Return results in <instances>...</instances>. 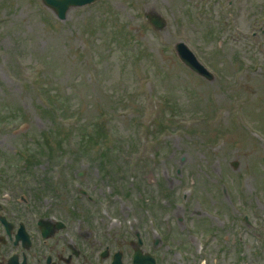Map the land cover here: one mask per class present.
<instances>
[{
	"label": "rangeland",
	"instance_id": "374dc122",
	"mask_svg": "<svg viewBox=\"0 0 264 264\" xmlns=\"http://www.w3.org/2000/svg\"><path fill=\"white\" fill-rule=\"evenodd\" d=\"M259 15L264 0H99L60 20L41 0H0V173L17 181L5 189L57 195L61 213L112 196L117 214L124 203L135 224L149 222L163 264H264ZM179 41L212 79L180 61ZM48 90L77 116L56 121L42 104ZM96 116L109 139L96 130L100 147L65 154L70 134L81 140L71 124ZM158 236L166 243L156 248Z\"/></svg>",
	"mask_w": 264,
	"mask_h": 264
},
{
	"label": "flooded vegetation",
	"instance_id": "af4514ba",
	"mask_svg": "<svg viewBox=\"0 0 264 264\" xmlns=\"http://www.w3.org/2000/svg\"><path fill=\"white\" fill-rule=\"evenodd\" d=\"M230 1L236 6V0ZM75 175L82 177L83 173L76 171ZM2 177L0 173V264H137L152 252L148 221L135 224L130 206L124 203L117 214L112 196L104 198V208L86 205L61 213L57 195L40 192L32 197L22 190L7 194L5 187L17 181ZM78 193L94 203L87 190ZM124 211L128 212L125 216ZM256 215L261 217L259 207ZM161 244L165 245V237H155L154 247ZM156 259L163 264L161 257Z\"/></svg>",
	"mask_w": 264,
	"mask_h": 264
},
{
	"label": "trees",
	"instance_id": "16d2710c",
	"mask_svg": "<svg viewBox=\"0 0 264 264\" xmlns=\"http://www.w3.org/2000/svg\"><path fill=\"white\" fill-rule=\"evenodd\" d=\"M116 37L118 38L117 41L120 44H124L123 41H121L118 36V34H116ZM126 46V44H125ZM124 51L127 54V58H131L133 59V56H131V51L129 52L128 50H126V47L124 49ZM140 61L139 58L135 59V62ZM42 80H39V82L37 83V86L39 88V85L41 83ZM40 90V88H39ZM51 90L45 91V99H44V103L42 102L43 106L46 108V110L51 111L52 113L58 115V116H54V118L56 119V121L58 119H62V120H66V119H72L75 116H77V114H72V115H66L65 111L66 107L61 103L60 101V97L58 94L55 93V95L51 94ZM58 102L60 103L58 106H56L54 103ZM20 115H17V120L19 118ZM97 120L98 117H94L92 119L91 122H87V123H77V124H72L71 125V130L75 131L77 134H79L81 136V140L76 141L79 145V147H77L76 149H70L71 151H93L97 146L100 147L101 143H98V139H97V132L96 130H98V136L102 137L105 140L109 139V133L106 130V125L104 124V126L97 124ZM103 128V130L101 131V129ZM108 128V127H107ZM110 130L113 131V128H111ZM116 133H118L116 131ZM88 136V138H85V135ZM73 136H75V134H70L69 135V140L73 141L75 139H73ZM99 144V145H98ZM101 151V149H100Z\"/></svg>",
	"mask_w": 264,
	"mask_h": 264
},
{
	"label": "water",
	"instance_id": "95a60500",
	"mask_svg": "<svg viewBox=\"0 0 264 264\" xmlns=\"http://www.w3.org/2000/svg\"><path fill=\"white\" fill-rule=\"evenodd\" d=\"M46 6L51 8L57 17L61 20L67 18L68 12L73 7L84 6L93 3L97 0H42ZM157 28H162L165 22L157 15H152L150 19ZM177 49L183 62L193 68L195 71L201 73L207 78H212V74L201 64L195 54L183 42L177 45ZM139 264H155L154 259L150 256L144 259Z\"/></svg>",
	"mask_w": 264,
	"mask_h": 264
}]
</instances>
